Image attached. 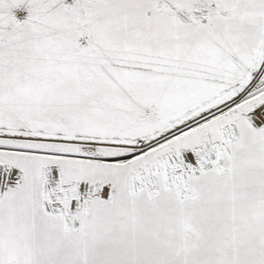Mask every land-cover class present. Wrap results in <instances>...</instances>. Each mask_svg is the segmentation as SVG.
<instances>
[{
	"label": "snow or ice",
	"instance_id": "snow-or-ice-1",
	"mask_svg": "<svg viewBox=\"0 0 264 264\" xmlns=\"http://www.w3.org/2000/svg\"><path fill=\"white\" fill-rule=\"evenodd\" d=\"M0 264H264V0H0Z\"/></svg>",
	"mask_w": 264,
	"mask_h": 264
}]
</instances>
